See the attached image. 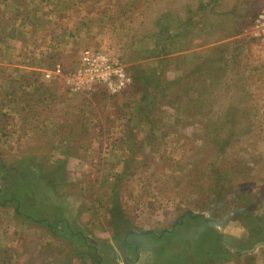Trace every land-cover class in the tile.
Masks as SVG:
<instances>
[{"label":"rangeland","instance_id":"obj_1","mask_svg":"<svg viewBox=\"0 0 264 264\" xmlns=\"http://www.w3.org/2000/svg\"><path fill=\"white\" fill-rule=\"evenodd\" d=\"M0 3V264H264V0Z\"/></svg>","mask_w":264,"mask_h":264},{"label":"built area","instance_id":"obj_2","mask_svg":"<svg viewBox=\"0 0 264 264\" xmlns=\"http://www.w3.org/2000/svg\"><path fill=\"white\" fill-rule=\"evenodd\" d=\"M257 28L264 33V11L257 19ZM57 73H62L59 65ZM52 74L48 73L47 78ZM130 78L124 67L117 61L103 55H88L85 62L75 75L69 79L70 86L76 91H93L100 85H108L113 92H119L130 82Z\"/></svg>","mask_w":264,"mask_h":264},{"label":"trees","instance_id":"obj_3","mask_svg":"<svg viewBox=\"0 0 264 264\" xmlns=\"http://www.w3.org/2000/svg\"><path fill=\"white\" fill-rule=\"evenodd\" d=\"M0 198H1V196H0ZM18 212L23 213L21 208L18 209ZM195 223H197V222H195ZM200 223H197L196 227H192V228L189 227L188 228L190 238H192L195 235H198L202 239H206V237L208 238L210 236L217 242V245H219V243H220L221 248H223L225 251H227L225 248L224 241L222 239V235L219 233V231L214 229V226L211 224L210 220L205 219L203 222H200ZM186 225H187V223H186ZM220 249H219V251H220ZM226 254H228V252Z\"/></svg>","mask_w":264,"mask_h":264},{"label":"crops","instance_id":"obj_4","mask_svg":"<svg viewBox=\"0 0 264 264\" xmlns=\"http://www.w3.org/2000/svg\"><path fill=\"white\" fill-rule=\"evenodd\" d=\"M22 1V2H21ZM33 1H35L36 2V4L34 5V6H38V7H40L39 5L41 4V3H43L44 2V0H3V3L4 4H6L7 3V5H11L14 9V11H23V9H24V5L25 4H27V3H31V2H33ZM0 6H1V3H0ZM17 9H19V10H17ZM27 16H29V15H23V14H21V15H19V16H17L16 17V19H20L18 22L20 23V24H22V22H25V23H30L31 24V21H32V19L30 18V17H27ZM40 16V15H39ZM39 20V19H38ZM32 22H34V21H32ZM40 24H41V22H40V20L38 21ZM19 24V25H20ZM22 26V25H21ZM24 27H26L25 29H24ZM36 28H38L37 26H36ZM32 27L30 26V25H23V28H22V30L23 31H20L21 33H22V36H24V37H26V38H28L29 37V35L28 34H31L32 32ZM20 30V29H19ZM24 33H25V35H24ZM42 33V32H41ZM40 33V34H41ZM13 38H15V37H13ZM15 41H17V40H15ZM46 48V47H45ZM44 49V48H43ZM43 49H41V50H43ZM46 51V50H45Z\"/></svg>","mask_w":264,"mask_h":264}]
</instances>
